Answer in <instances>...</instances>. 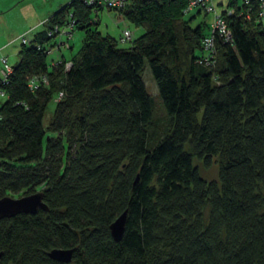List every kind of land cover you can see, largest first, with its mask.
<instances>
[{
  "label": "trees",
  "instance_id": "1",
  "mask_svg": "<svg viewBox=\"0 0 264 264\" xmlns=\"http://www.w3.org/2000/svg\"><path fill=\"white\" fill-rule=\"evenodd\" d=\"M214 3L230 38L214 34L211 51L209 25L190 24L202 9L186 0L103 6L140 27L126 46L120 30L96 28L103 7L81 0L19 42L0 80V196L39 190L46 209L0 217V264H264V22L255 0L247 20L240 0ZM69 19L82 30L76 52H45L57 39L47 28ZM215 154L217 180L205 179L192 156L208 166ZM53 247L70 259L48 256Z\"/></svg>",
  "mask_w": 264,
  "mask_h": 264
},
{
  "label": "rangeland",
  "instance_id": "2",
  "mask_svg": "<svg viewBox=\"0 0 264 264\" xmlns=\"http://www.w3.org/2000/svg\"><path fill=\"white\" fill-rule=\"evenodd\" d=\"M32 2L34 4V6H37L40 4L39 0L38 1L33 0ZM32 2H31V0H19L16 5H12L8 9L5 8L7 2L2 3L1 6H2V8H5V9H3L2 10L3 13L0 14V44L2 42H4L13 33L17 32V30H19V28L22 26L23 19L20 17V13H19V9H18L19 5L20 4H27V9L30 10L32 8V4H31ZM10 4L11 3H9V5ZM219 6L220 5H218L216 7L217 10H219ZM40 11H42V10H37V12H36L37 17L40 16V14H42ZM192 11H195L194 8L191 10V12ZM91 15L94 16L93 13H91ZM212 16H213L212 12H203L201 10L198 13H196L194 17H192V19L190 20V24L193 25L196 22L204 23L203 24V30L205 31V30H207V26L210 25V22L212 20ZM96 17H97V23L95 26L102 34L108 33L111 35H116L117 29L119 26H121L120 25L121 23L119 22L118 24H116L115 21L118 22V21H120V19H124V21L130 27V29H133L134 32L138 31V29L140 28L138 25L136 26L133 23L129 22L127 19H125L123 14L121 12H119V10L112 9L109 12H106V11L100 12L99 11L98 15ZM35 20L36 19H35L34 14H33L29 18V21L33 22ZM19 23L21 25H19ZM67 26L69 27V31H67V34H69V36L72 34L71 37H68V41L70 42L71 47L69 49H66L65 47H60V50L62 52H65V53H68V52L75 53L78 46L80 45V42H81L80 40H81V36H82V30H81V28L74 29L72 26L70 27L69 23L67 24ZM92 26H93V24H92ZM36 27L40 28L41 24L37 25ZM28 35H29V32L25 34V36H28ZM19 42H20V40L16 39L13 43H9L8 45H5L2 48H0V53L5 54L8 62H10V63L17 59L16 50L19 46ZM128 44H129V41L119 42V45H121V46H126ZM54 53L55 52H53V55H54ZM141 77L145 83V87H146L148 93L153 97V100H154V114H155L156 124L165 123L166 117L164 116V112L162 110V107H161L159 101H157L156 84L153 80V77L151 75V72L149 70V67H148V64L146 61L144 63V68L142 70ZM52 108H53V102L49 101L47 103V106H46V110H45L43 120H46L48 118L47 116H49V113L52 112ZM184 147L187 148V144H185ZM221 161H222V158L220 157V155L215 154V155H212L210 164L208 166H204L202 164L201 159H198L195 156H192V163L195 164L198 173L205 179L217 180V169H218V166L221 163Z\"/></svg>",
  "mask_w": 264,
  "mask_h": 264
},
{
  "label": "built area",
  "instance_id": "3",
  "mask_svg": "<svg viewBox=\"0 0 264 264\" xmlns=\"http://www.w3.org/2000/svg\"><path fill=\"white\" fill-rule=\"evenodd\" d=\"M81 1L86 4H92V5L97 4L101 7L106 5L120 7L124 5L126 0H81ZM214 1L215 0H186V6H185L186 9H189L190 7L198 6L204 12L213 13L212 20L208 28V33L202 37V44L205 49H208V51H211L212 49L214 34L221 36L223 39L230 38L229 28L227 27L222 14H220V12L216 9ZM255 1H256L255 14L257 18H259L262 22H264V0H255ZM254 5L252 3V0H240V3L237 4V15H241L246 20L249 19L254 9ZM225 11L226 13H233L234 6L229 5L228 7H226ZM72 21L73 20L70 19L65 20V22H63L62 24L55 23L51 27L47 28V34L49 35L52 33H56L57 39L52 46H47L45 48V52L47 53H52L54 51L59 52L58 49H60V47L67 46L68 41L65 38H63V34L69 36V34H67V31H69V27L67 26V24L69 23V26L71 27L73 25ZM131 34H132L131 30L127 26H122L120 28V33L118 34L117 39L119 42L126 41L131 37ZM19 40L22 43L28 42V39L22 34L19 35ZM34 44H36V47H40V43H38L37 41H34ZM206 56H204V58H206ZM10 69H11V65L10 62H8L7 57L5 56V54L0 53V80L2 82L7 80L6 77ZM1 94H2V90H0V95Z\"/></svg>",
  "mask_w": 264,
  "mask_h": 264
},
{
  "label": "water",
  "instance_id": "4",
  "mask_svg": "<svg viewBox=\"0 0 264 264\" xmlns=\"http://www.w3.org/2000/svg\"><path fill=\"white\" fill-rule=\"evenodd\" d=\"M38 208L46 209L42 201L41 191H32L17 196H0V217L9 216L14 213L25 211L34 212ZM125 211L122 210L109 224V231L113 239L118 240L124 230ZM72 249L67 247H53L47 251V255L60 261H68L71 257ZM1 253V250H0Z\"/></svg>",
  "mask_w": 264,
  "mask_h": 264
},
{
  "label": "crops",
  "instance_id": "5",
  "mask_svg": "<svg viewBox=\"0 0 264 264\" xmlns=\"http://www.w3.org/2000/svg\"><path fill=\"white\" fill-rule=\"evenodd\" d=\"M18 1L19 0H0V14L3 13V11H2L3 9H5V8L8 9L12 5H16ZM32 1L33 0H31V2ZM35 1H38V0H35ZM68 1L69 0H39L40 4L37 6H34L33 2L31 3L32 8L30 10L27 9V4H20L18 9H19L20 17L23 19L22 26L19 28V30H17V32L13 33L4 42H2L0 44V48H2L5 45H8L9 43H13L16 39H19V35H21V34L25 36V34L29 32V35L25 36L27 39H29L34 31H37V30H40L41 28H43L45 19L54 10H56L57 8H59L61 5H63L64 3L68 2ZM3 2H7L5 8H2V6H1ZM9 3H11V4L9 5ZM37 10H42V11H40L42 14H40V16H38V17H37V13H36ZM104 10L106 12H109L112 9H105L104 7L99 9L100 12H105ZM33 14H34V17L36 20L31 22V21H29V18ZM119 22L121 23L120 24L121 26L118 27L117 33L119 32V30L122 26L129 27L127 25V23L124 21V19H120V21H118V22L115 21L116 24H118ZM39 24H41V27L37 28L36 26ZM19 25H21V24L19 23Z\"/></svg>",
  "mask_w": 264,
  "mask_h": 264
}]
</instances>
